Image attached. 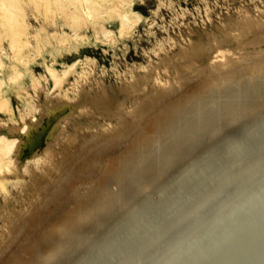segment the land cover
I'll list each match as a JSON object with an SVG mask.
<instances>
[{
    "label": "rangeland",
    "instance_id": "374dc122",
    "mask_svg": "<svg viewBox=\"0 0 264 264\" xmlns=\"http://www.w3.org/2000/svg\"><path fill=\"white\" fill-rule=\"evenodd\" d=\"M89 3L91 14L77 9L78 0H0V137L15 140L13 150L0 158V264L33 263L29 255L61 241L58 230L68 220L77 223L80 216L91 217L99 203L128 197L131 188L120 189V181L154 176L143 167L144 159L170 155L164 152L168 148H151L184 136L177 127L193 103L209 118L228 113L227 106L236 103L258 107L264 97L257 87L239 94L237 85H252L260 75L264 79V72L259 74L264 69V0ZM125 14L128 26L122 25ZM239 68L250 73L232 79ZM221 75L222 81L227 77L224 82L216 79ZM259 110L263 113L264 106ZM155 116L160 117L152 123ZM263 143L235 170L216 172L217 180L209 175L193 198L159 210L152 231L141 230L143 238L127 245L116 264H128L233 183L264 157ZM91 220L78 223V230L86 225L92 232L98 218Z\"/></svg>",
    "mask_w": 264,
    "mask_h": 264
},
{
    "label": "bare ground",
    "instance_id": "6f19581e",
    "mask_svg": "<svg viewBox=\"0 0 264 264\" xmlns=\"http://www.w3.org/2000/svg\"><path fill=\"white\" fill-rule=\"evenodd\" d=\"M78 2L81 3L80 4L81 6L77 5L78 10L79 9H82L84 11L87 10V12L89 14L92 13V11H91L92 8L90 7L91 5L89 3L90 0H84V1L78 0ZM130 23H131V19L128 17V15L125 14L123 16L122 25L128 26ZM249 25H250V22H249ZM259 25H261V27H262L261 23H259ZM263 27H264V25H263ZM243 28L245 29V27H243ZM250 30H251V28H250ZM204 50L205 49H203L202 52ZM198 53H199V55L200 54L203 55V53H200V51H198ZM202 55H200V57ZM241 60L243 61V59H241ZM260 63L261 62H259L258 65H260ZM238 65H239V63H238ZM240 65H242V64H240ZM258 65L256 67L259 68L258 72H260L261 69H260V67H258ZM254 66H252V67H254ZM261 66L264 67V65H261ZM256 67H255V69H256ZM240 68H239V71H241ZM246 68H247V66H246ZM180 69L182 70V69H184V67H182ZM211 70L212 69H210V72H211ZM252 70H253V68H252ZM237 71H238V69H237ZM210 72H209L210 75H212V73H214V72H212V73H210ZM243 72H244V69H243ZM243 72L242 71H241V73L237 72L236 75L232 73L233 76H231L232 74L231 75L228 74V75H230L232 77V79H238L239 78V80H240V79H242L241 77L244 76V78H245L246 77L245 75L247 73H250L249 69H248L247 73L245 72L246 73L245 75ZM263 72H264V69L259 74H263ZM255 73L256 72H254V74ZM225 75L226 74L224 73V76ZM228 75H226V76H228ZM251 75H252V73H251ZM212 76L214 77V75H212ZM212 76H210V77L213 80ZM215 76H216V74H215ZM218 77H220V76H218ZM223 77L221 75L220 78H216V79L221 80V78H223ZM228 78H229V76H228ZM208 79H206V82H208L207 84H209V82H210V81H208ZM225 79H227V77L224 78L223 81L222 80L221 81L224 82ZM221 81H218V82L214 81V82H217V84H219V82H221ZM245 82H247V81H241V82L237 83V85H239V87H240L238 89L239 94L242 92L250 91L249 89L252 90L254 87H257L256 89H261V90L263 89L264 90V79H262V75H260L259 77H255V80L252 81V85H247V84L244 85ZM203 83H204V81L202 82V84ZM249 83H250V81H249ZM228 84H230V83L225 84V86H227ZM203 86H201V89ZM205 86H208L209 88H211V85L210 86L205 85ZM232 86H235L234 83H232L230 85V88ZM213 87H214V84H213ZM219 87H220V85H219ZM256 89H253V90H256ZM262 94L264 95V93H262ZM194 95L195 94L192 95V93H190L187 96L190 98V96L194 97ZM223 97H226V96H223ZM192 100H193V98H192ZM218 100H220V98L216 99V100L209 101V103H208L209 106L213 102H216ZM103 101H105V100H103ZM183 101H184V99H183ZM180 103H181V100L179 103L173 104V105H175V107L177 105L180 106ZM108 105H110V103ZM108 105H105V107H107ZM258 105L260 107L264 106V97L260 98V102L258 103ZM259 106L252 108V107H248V106L241 104V103H236L234 105L227 106L228 107L227 108L228 113L221 114V112L218 111L215 113L214 116L206 118V117H203L201 115V113H205L204 108L202 106H196L195 103H193L192 107L190 108V114L187 116V118L185 120L181 121V123L177 127V129L179 131H181L184 134V136L180 137V138H174L173 142H167V140H164V141H162L163 143L161 142L162 144L160 143L161 145L158 144L156 147L151 148V152L155 148H157L155 150L156 152L159 149H167L168 148L164 152H169L170 155H167V153H166L164 156H161L158 159H155L149 155L148 156L149 158L144 159L145 162L143 163V167L147 170H151V172L154 176H151V177L147 178L146 180L142 178L143 179L142 181H140L141 178L140 179L134 178L130 182H128L126 180L120 181V183H119L120 189H122L123 187H127V186H129L128 189L131 188V190H130L131 194L128 197H119L118 196L117 199L111 198L110 201H108V202H103L101 204L99 203V205L97 207L98 209L95 208L94 213H92L91 217L80 216L78 218L79 221H77V223L75 222L76 224L74 223V220H68L67 221L68 223L63 222L64 224L58 230V232H61V234H63L61 236L62 240L61 241L57 240L58 241L57 243L51 244L48 248L46 247L44 251L42 249V252H39V250L36 249L34 251V255H35L34 257L32 256L33 254L29 255V257L31 256L30 260H31V258H33V260H31V262L33 261V263H31V264H116V260H118L119 257L125 255L124 254V248L127 245L132 244V242L135 240V238H139V237L143 238V236H142L143 232L141 230H143L144 233L152 231V229L154 228V226L156 224L155 222L158 219V217H156V216H158L159 213L158 214H156V213L159 212V210L164 211L165 209H167V210L171 209L173 206L178 205L179 203L185 202L186 200H188L189 197L193 198L194 195L196 194L195 192H197L199 189L201 191V188L203 187L202 185L204 182L207 181L205 179H208L209 175H210L209 178L210 177L213 178L214 177V176H212L213 174L216 175L218 173V175H219L220 171H222L223 173L228 172L233 167L235 168L238 164H240L241 161H242V164L246 163L243 161L244 158L248 157L251 154V152H253L255 147L259 146L260 143L264 142L263 141L264 140V112L259 113V111H260ZM143 107H144V105H143ZM148 107H150V106H148ZM169 107L174 108L172 106V104ZM172 108H170V109H172ZM176 108H174V109H176ZM141 109H143V108H141ZM170 109L169 110L167 109L168 110L167 113L172 111V110L170 111ZM205 109H207V108H205ZM102 111H104V110H102ZM106 113H108L107 110H106ZM132 114H130V115H132ZM143 114H144V112H143ZM160 114H162V113H160ZM257 115H259V117L254 118V120L244 119L248 116H251V119H253V117H256ZM132 117H134V116H132ZM135 117H137V116H135ZM157 117H160V116H157ZM157 117L155 116L154 118H156V119L153 120V118H152V121L151 120L150 121L152 123H153V121H157L158 120ZM137 119L139 120V118H137ZM121 120H122L121 122H123V119H121ZM125 120H127V119H125ZM148 120L149 119H147V121ZM121 122H120V125H121ZM142 123L140 122V124H142ZM150 123L148 125H150V127H151ZM144 124H145V122H144ZM120 125H119V127H120ZM123 125H125V123ZM146 125H147V123H146ZM148 125H147V127L149 128ZM131 126H129V127H131ZM142 126H144V125H142ZM238 126L240 128H237ZM121 127H123V126H121ZM201 127H203V128L201 129ZM145 129L144 130H143V128L141 129L144 131V135L146 133ZM128 130L129 129H127V131ZM130 130H132V129H130ZM133 130H134V128H133ZM228 130H229V132L224 137L223 134L225 132H227ZM125 131H126V129H125ZM119 132H120V130H119ZM134 132H136V131H134ZM142 134H143V132H142ZM137 138H139V137H137ZM136 140H140V139H136ZM259 140H261L263 142H258L259 143V145H258L257 141H259ZM172 143H174V144L172 145ZM14 147H15V140H10V139H7L5 137H0V158L9 154L13 150ZM179 148H182V150L178 151ZM262 150H264V149L262 148ZM147 152L149 154L150 150H148ZM253 154H254V152H253ZM251 157H253V156H251ZM245 160L247 161V159H245ZM181 161H184L183 166L182 167L180 166V169L178 170V172H176L174 174L171 173L170 169H171L172 165L178 164V166H179L181 164ZM242 164H240V166ZM0 165H1V163H0ZM240 166H238L237 168H239ZM251 167H252V165H251ZM244 168H246V167H244ZM243 170H245V169H243ZM240 171L242 172V169ZM223 173H221V174H223ZM217 177L218 176H216L215 178H217ZM215 178H213V179L217 180ZM218 179H219V177H218ZM203 180H204V182H203ZM207 184H209V183H207ZM208 187H211V189L214 188L211 185H209ZM218 187H219V185H218ZM216 188H217V186H216ZM116 194L121 196V191H119V193H116ZM116 203H117V206H114V208H115L114 210L112 209L108 213H104L108 209L109 205H114ZM102 213H104V214H102ZM95 218L96 219L98 218V221H96L97 223H96L94 230L92 232H87L88 227L86 225L84 227H82L83 230L81 232H80V230H78V228H77L78 223H83V222L85 223L87 221H90L91 219H92L91 221H93ZM174 224H175V222H174ZM168 227H169V225H168ZM53 234H55V233L53 232ZM52 235H51V238L52 237L55 238V235L54 236H52ZM58 239H59V237H58ZM145 243H147V242H145ZM74 246H75V250L73 252L71 251L70 253L69 252L64 253V251H63L64 249H67L68 247H74ZM142 250L143 249H141V251ZM36 251H38V254H35ZM141 251H139V252H141Z\"/></svg>",
    "mask_w": 264,
    "mask_h": 264
},
{
    "label": "water",
    "instance_id": "95a60500",
    "mask_svg": "<svg viewBox=\"0 0 264 264\" xmlns=\"http://www.w3.org/2000/svg\"><path fill=\"white\" fill-rule=\"evenodd\" d=\"M128 264H264V157Z\"/></svg>",
    "mask_w": 264,
    "mask_h": 264
}]
</instances>
